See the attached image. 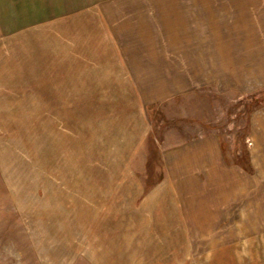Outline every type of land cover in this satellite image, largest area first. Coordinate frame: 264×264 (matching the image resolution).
Instances as JSON below:
<instances>
[{"label": "rangeland", "instance_id": "1", "mask_svg": "<svg viewBox=\"0 0 264 264\" xmlns=\"http://www.w3.org/2000/svg\"><path fill=\"white\" fill-rule=\"evenodd\" d=\"M0 264H264V0H0Z\"/></svg>", "mask_w": 264, "mask_h": 264}, {"label": "crops", "instance_id": "2", "mask_svg": "<svg viewBox=\"0 0 264 264\" xmlns=\"http://www.w3.org/2000/svg\"><path fill=\"white\" fill-rule=\"evenodd\" d=\"M27 7H29L30 8V5H27ZM180 8V7H179ZM179 8H177V9H179ZM74 9V8H73ZM183 10H185V8H183ZM23 22V24H26V25H29V22H26V20L24 19V21H22ZM18 23H21L20 21L18 22ZM16 24V23H15ZM21 25V24H20ZM153 68H156V67H154V66H152ZM251 168L253 169V167L251 166ZM254 170V169H253Z\"/></svg>", "mask_w": 264, "mask_h": 264}]
</instances>
